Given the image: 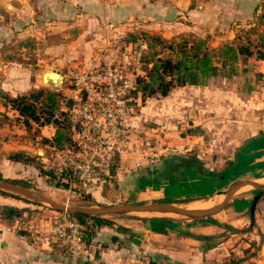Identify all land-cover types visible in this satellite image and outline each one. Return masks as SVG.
Wrapping results in <instances>:
<instances>
[{"label": "crops", "instance_id": "1", "mask_svg": "<svg viewBox=\"0 0 264 264\" xmlns=\"http://www.w3.org/2000/svg\"><path fill=\"white\" fill-rule=\"evenodd\" d=\"M19 1L20 6L10 7L16 10L20 18H17L18 21H33L32 14L36 8L51 15L45 22L47 26L45 34L43 36L39 34L38 37H42L46 42L57 41L45 46L44 55L48 58L60 55L63 60L76 57V52L70 51L73 41H93V44L96 41H116L125 32L137 29L159 32L160 24L168 19V16L190 14L189 10L183 12L184 9L177 0ZM258 4L264 5V0H210L211 6L219 7L218 11L221 7L225 9L223 14L215 13L216 24L213 27L223 29L231 25L230 34L226 37L227 40H231L234 37L235 23H246ZM180 17L183 16L178 18ZM35 27L32 26L26 31L31 32V29L34 31ZM221 42L215 41L211 45L217 47ZM87 45L89 46V43ZM67 50L70 52L65 53ZM241 63L242 68L232 77L217 75L209 78L205 85L177 87L170 93L179 90L180 94L185 95L180 98L182 103L191 104L188 109L191 117L189 126L200 128L205 133L208 155L212 152V159L216 154V157L232 161L225 173L231 174L235 169L241 174L249 172L250 177H254L257 174H264V100L261 98L263 88L258 85L260 80L257 77L260 73L264 78V60L250 56ZM0 67H4V75L0 77V88L13 95L42 86L38 74L32 70L9 75L6 74L5 65ZM243 76L253 79L251 86L246 87L238 83L239 78ZM5 113L14 118L17 116L14 110L8 109ZM126 121L133 128L134 124L127 118ZM44 128L49 130L51 137L53 128L42 127ZM131 135L129 136L131 142L129 141L128 146L117 154L116 166L110 171V182L96 179L87 190V193L97 201L102 197L101 191L105 187H112L116 180L120 187L131 185L128 187L130 194L132 188L136 187L133 179L140 172V167H137L145 163L139 161L145 154L137 155L136 152H132ZM190 137L203 138L204 135L193 134ZM15 151L25 152L22 149ZM212 161L207 163L206 167L214 171L216 164ZM224 167L225 165L222 166L223 169ZM189 173L193 176L190 180ZM185 174L176 181L166 183L158 198L163 196L162 198L167 199H196L207 196L200 194L201 190L197 189L212 181L198 178L192 171ZM254 181L264 182V178L260 177ZM143 182L151 185L150 189L146 188V196L153 198L155 194H159L158 191L153 192L151 189L160 185L159 181L150 177ZM190 183L194 185L193 192L196 191L194 195L185 189ZM149 192L150 195H147ZM139 195L142 194L137 193V197ZM0 204L23 206L19 200L1 195ZM231 207L233 206L224 213L229 212ZM240 215L236 218V222L239 223L233 222L239 231L227 238L222 236L227 231L212 223L193 224L179 221L178 224H170L150 220L148 217L113 218L110 224L101 225L90 222V230L84 231L86 264H230L232 256L243 257L251 254L253 249L250 248V241L259 238L258 232L264 235V197L257 202L252 223L251 217H245L243 213ZM29 219L30 217L24 214L23 217L11 221L0 220V264H78L50 235L49 223L37 229L38 225L31 224L33 220ZM156 226L165 227L167 232L154 231L153 227ZM186 231L190 235H186ZM243 264H264V242L259 251L249 256Z\"/></svg>", "mask_w": 264, "mask_h": 264}, {"label": "rangeland", "instance_id": "2", "mask_svg": "<svg viewBox=\"0 0 264 264\" xmlns=\"http://www.w3.org/2000/svg\"><path fill=\"white\" fill-rule=\"evenodd\" d=\"M177 1L179 5L183 7V12L186 13L189 10L190 14H180L177 17L174 15L168 16V19L160 24V28L158 29L159 32H149L160 33L166 38H173L175 35L184 33H191L198 37H205L208 35L209 45L211 47H216L211 45V43L215 41L223 42L224 40H227L226 37L230 34L231 25L226 26L223 29L213 27V25L215 26L216 24L215 13L221 12L223 14L225 9L221 7L218 11L219 7L216 5L211 6L210 0ZM20 4L19 0H0V55L2 50H5V54L8 53L12 55L15 51V49L13 50V46H16L22 41L33 39L36 44L30 54L26 53L27 49L20 46H16L17 50L15 53L17 56H21L24 59H28L30 55H33L36 58V65L19 63L16 61H5L1 56L0 65L6 66V74L12 75L19 71L32 70L33 73H37L40 76L46 70L56 71L64 75V83L59 89H62L67 96L74 97L77 95L78 100H80L81 93L80 90L77 89V85L90 88L93 83L92 81L97 78L95 73L98 71L99 67L103 68V65L105 64L113 65L121 68L124 73H128L129 75L133 71L132 56L134 53L132 48L128 47V49H124L121 47L120 49L118 46L127 33H136L143 29L125 32L123 36L119 37L116 41H96L94 44L93 41H73L74 44L71 48L72 50L70 49V51L76 52V57L63 60L62 56L55 55L53 58H48L44 55L45 46L57 41L46 42L42 40V37L38 36L39 34L41 36L45 34L47 27L45 22L49 17H51V15H49L48 12H40L36 8L35 13L32 14L34 19L33 21H18L17 18H19V16L16 14V10L10 7L20 6ZM212 14H214V16ZM179 16L183 17L178 18ZM203 16L205 17L204 20ZM32 26L36 27L34 28V31L31 29V34L30 31L27 32L26 30L30 29ZM263 29L264 28H262V30ZM88 43L89 46L87 45ZM86 45L88 48H86ZM70 51L67 50L65 53ZM242 65L241 61L237 62L236 70H240ZM0 68L1 77L4 75V67ZM236 74H238V72ZM224 75H228L230 77L233 76L232 74H229L228 71L221 72L220 76L223 77ZM232 79L236 80L237 78ZM252 80V78H244L243 76L242 78H239L238 83L248 87L252 85ZM259 80L260 83H258V85H261L263 88L261 98L264 100V78L259 77ZM40 87H46L52 90L54 89L44 85ZM178 91L179 90H175L166 97L151 96L146 99L138 98L137 103L135 102L133 106H130L128 111H126L127 120L129 119V122L134 124L133 128L127 126L128 129L131 130L128 133L133 136L132 152H136L137 155L145 154L143 158L139 159L140 163H145H142L137 167H140V172L134 176L135 180L133 179V181H135L134 185L136 187L132 188L131 194L128 192V187L131 185H124V187H120V185L116 184L118 182L117 180L112 187H105L103 191H101L102 197L99 201H97L91 194H88L86 190L76 187H72L71 189L64 188L62 186L59 187L57 184L58 176L56 178H52L45 175L44 171L46 169H54L55 172L58 171L56 168L62 163V159L57 156L55 151L40 145V137L34 138L33 132H27L20 123L14 121V117L12 115H7L10 120H2V122H0V173L4 178L21 179L29 182L31 184V188L46 194L48 197L59 203L70 206L93 207L100 204H146L169 201L188 208H209L219 204L224 199L223 192H226L234 182L240 180L254 181V179H258L260 177L264 178V174L254 175V173L252 174L254 177H250L251 174H249V172L241 174L233 169L231 174H223L226 176L224 179H211V184L205 183L203 187L197 189L201 190L200 194H207L205 197L196 199H167L162 198V196L161 198H158L160 197V191L164 189L163 187L165 184L171 183L174 179H171V181H160V185H156L154 187L155 189L151 188L154 190L153 192L158 191L159 194H155L156 196H153V198H150L151 196H146V188L150 189L151 185H146L143 181L145 178L150 176V168H156L160 165V159L162 157H183V159H196L202 162L203 166H206L207 163H210L211 160H213L212 162L216 164L214 166L215 172H222L224 170L222 166L225 165L226 159L223 157H216V154L212 159V152L209 155L206 152V145L208 146V144L207 139H205V133H203V138L190 137L191 134H187V129L190 128L189 125L191 124V117L188 112L191 104H183L180 98L185 95L180 94ZM4 112H6L4 108L0 107V113ZM0 119H2V116H0ZM41 133L44 137H50L49 130L45 128L41 130ZM129 141L131 142L130 139ZM17 149H22L32 156L37 155L39 158L32 164L10 160L8 158L9 155ZM115 152L117 155V150ZM153 154L155 155L153 156ZM116 155L114 159L115 161ZM181 159L178 158L173 161H182ZM176 175L178 176V173ZM185 175L183 174V176ZM189 176L188 180H190V178L192 179V173H189ZM193 186L194 185L190 183L187 187H185V189L193 192ZM137 193L142 195L137 197ZM194 193H196V191L193 192V195ZM258 193L260 194L258 201H260V199L264 197V190L252 186H245L235 192L222 209L216 211L210 216L197 219H187L182 217L183 215L178 216L172 213H140L133 215L148 217V219L155 221L162 220V222H164V219H170L173 221L193 224L212 223L227 231L222 234L223 238H227L233 233L239 231V228H236L233 224L237 221L236 218L241 216L240 214L243 213L245 217L250 218V205L253 198ZM86 195L90 196L87 197ZM147 195H150V192ZM17 200L21 202L23 205L22 207L28 209V211L25 212V215L30 217L29 220H33V223L31 224L38 225L36 226L37 229H40L39 227L46 223L51 224L56 218L66 214L55 210L49 204L36 203L23 197H20V199ZM230 206L233 207H231L229 212L227 211L224 213V211ZM121 217H129V215ZM87 221L89 220H86V222L82 224L84 229ZM252 222L253 221H251V223Z\"/></svg>", "mask_w": 264, "mask_h": 264}, {"label": "trees", "instance_id": "3", "mask_svg": "<svg viewBox=\"0 0 264 264\" xmlns=\"http://www.w3.org/2000/svg\"><path fill=\"white\" fill-rule=\"evenodd\" d=\"M234 37L231 40H224L220 46L211 47L209 45V36L198 37L191 33L178 34L173 38H166L160 33L140 30L136 33H127L122 43L130 45L133 53H139L138 63L141 73L135 75L133 88L125 95L126 106H133L138 98L146 99L151 96L165 97L177 88L186 85H205L211 77L220 75L221 72L228 71L229 74H236V64L240 61H246L248 57L255 56L256 59L264 60V5L258 4L252 17L244 24L236 22L233 26ZM35 41L28 39L18 43L16 46L27 49L26 53H31L35 47ZM16 46L12 55L5 54L2 50L1 56L5 61H16L24 64L36 65V58L30 55L28 59L16 55ZM260 73L257 77H262ZM86 98V93L82 94V100ZM78 101L73 97L67 96L62 89H49L46 87H36L26 93L13 95L0 88V107L5 111L14 110L17 116L15 122L27 131L33 132L34 138L40 137V145L47 148L62 150L66 148H76V142L73 138L75 130H79V124L73 122L71 108ZM2 120H10L7 114L0 113ZM44 126L53 128V134L50 138L44 137L41 129ZM187 134L202 135L200 128H188ZM15 162L32 164L39 157L29 155L22 151H14L9 157ZM182 158V161H173ZM160 165L156 168H150V176L156 181H167L180 179L187 171H192L198 178L224 179L225 170L231 166L232 161L226 160L225 169L222 172H215L202 162L196 159H183V157H162ZM115 167V165H114ZM209 171V172H208ZM178 173V176L176 175ZM181 172V173H180ZM44 174L52 178L57 177L54 169H46ZM177 177V178H176ZM0 178L2 177L0 173ZM25 187L31 188V184L21 179L5 178ZM172 181V182H173ZM58 186L67 188V185L57 181ZM1 195H6L15 199L19 196L1 191ZM90 194V193H88ZM89 197L90 195H86ZM28 202L26 200H23ZM28 211L25 207H17L10 204H0V220L11 221L24 216ZM81 224L89 220L90 222L101 225L110 224L111 220L102 217H91L84 214H70ZM87 221L84 231L90 230V223ZM162 221V220H159ZM164 222L178 224L179 221L164 219ZM251 229V227H250ZM154 231L166 233L163 226L153 227ZM190 235L189 232H185ZM258 239L250 241V248L253 249L248 256H232L230 264H243L249 256L255 255L262 243L264 235L258 232ZM206 239L207 237L201 236ZM64 247V246H63ZM65 248V247H64ZM78 264H86L79 262Z\"/></svg>", "mask_w": 264, "mask_h": 264}, {"label": "built area", "instance_id": "4", "mask_svg": "<svg viewBox=\"0 0 264 264\" xmlns=\"http://www.w3.org/2000/svg\"><path fill=\"white\" fill-rule=\"evenodd\" d=\"M118 47L128 49L130 45L121 42ZM132 57L130 75L119 67L105 64L95 73L97 78L90 88L77 85L80 100L73 97L78 102L70 111L73 122L79 124V130L73 134L76 148H51L62 159L56 168L58 179L69 189L76 187L87 191L96 179L110 182V171L117 163L115 151L118 154L129 144L131 130L128 127H132L126 123L128 107L124 97L133 88L135 75L141 73L139 53ZM83 93H86L84 100ZM49 233L78 263L86 255L83 225L70 214L56 218L49 226Z\"/></svg>", "mask_w": 264, "mask_h": 264}, {"label": "water", "instance_id": "5", "mask_svg": "<svg viewBox=\"0 0 264 264\" xmlns=\"http://www.w3.org/2000/svg\"><path fill=\"white\" fill-rule=\"evenodd\" d=\"M42 86L59 89L64 83V75L53 71L46 70L40 76L38 75ZM245 186H252L264 190V182H256L251 180H240L234 182L226 192H223L224 199L217 205L209 208H188L177 205L169 201L146 203V204H100L96 207L93 206H70L67 204L59 203L46 194L37 191L33 188L25 187L13 182L0 178V190L5 191L16 196H20L36 203L49 204L55 210L68 214H84L91 217H102L107 219L120 218L121 216L140 217V213H178L191 219L202 218L210 216L216 211L222 209L232 195L239 189ZM260 194L258 193L253 198L250 205L251 221L254 220V212ZM87 256L84 255L79 259V262L86 263Z\"/></svg>", "mask_w": 264, "mask_h": 264}, {"label": "bare ground", "instance_id": "6", "mask_svg": "<svg viewBox=\"0 0 264 264\" xmlns=\"http://www.w3.org/2000/svg\"><path fill=\"white\" fill-rule=\"evenodd\" d=\"M172 214H174V215H178V216H182V215H180V214H178V213H172ZM182 217H185V216H182ZM185 218H187V219H191V218H188V217H185Z\"/></svg>", "mask_w": 264, "mask_h": 264}]
</instances>
